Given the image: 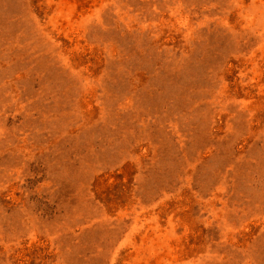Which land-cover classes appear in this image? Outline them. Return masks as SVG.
<instances>
[{"label":"rangeland","instance_id":"1","mask_svg":"<svg viewBox=\"0 0 264 264\" xmlns=\"http://www.w3.org/2000/svg\"><path fill=\"white\" fill-rule=\"evenodd\" d=\"M0 264H264V0H0Z\"/></svg>","mask_w":264,"mask_h":264}]
</instances>
